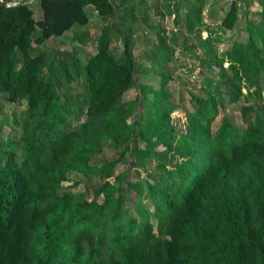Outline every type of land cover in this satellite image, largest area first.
Returning <instances> with one entry per match:
<instances>
[{
	"label": "trees",
	"instance_id": "trees-1",
	"mask_svg": "<svg viewBox=\"0 0 264 264\" xmlns=\"http://www.w3.org/2000/svg\"><path fill=\"white\" fill-rule=\"evenodd\" d=\"M0 1V96L25 107L18 136L5 138L0 150V264H264V106L256 87L264 74V0H256L257 22H246L245 40H229L218 56L213 29L206 27L200 48L209 60L207 98L189 97L194 107L179 136L163 91L168 79L159 91L143 86L140 99L122 101L135 85V68L130 37L121 36L118 57L111 52V0H32L41 12L36 20L25 0ZM196 4L186 15L188 30L201 24L202 4ZM92 12L102 26L84 62L40 49L86 26ZM236 21L231 1L219 27L232 31ZM217 82L229 103L245 102L241 115L252 113L242 134L228 118L211 130L221 106ZM140 100L152 112L140 115L144 131L136 132V120H127ZM78 104L84 120L70 127ZM138 137L145 140L142 149L134 145ZM112 146L120 148L118 156L100 159ZM127 149L134 167L154 158L164 183L154 175L129 181L126 171L106 181ZM92 174L98 183L90 201L61 188L68 175L89 182ZM129 191L135 215L126 210Z\"/></svg>",
	"mask_w": 264,
	"mask_h": 264
},
{
	"label": "rangeland",
	"instance_id": "rangeland-1",
	"mask_svg": "<svg viewBox=\"0 0 264 264\" xmlns=\"http://www.w3.org/2000/svg\"><path fill=\"white\" fill-rule=\"evenodd\" d=\"M19 1V0H18ZM33 13V18L40 19L41 12L36 2L25 0ZM202 4L201 24H197L192 30L186 26V15L189 11V2ZM233 1L237 7V21L232 31H224L219 27L221 18L228 9L229 3ZM115 6V13L110 20L113 23L114 33L111 42V52L116 57L121 53L122 44L118 43L121 36L130 37L131 55L134 61V87L127 91L122 101H129L137 97L140 99L139 88L148 86L155 91L160 90L162 79H168L163 87L164 93L168 96L167 102L173 107L169 118L176 135H183L185 132V117L192 112L194 104L190 101L191 95L201 98H207L205 94L206 79L210 77L207 71L208 57L200 48V41L208 38L206 27L213 29V34L209 35L213 39L212 46L217 56L226 48L229 40H245V24L247 21L257 22L255 13L259 10L256 0H111ZM196 4V5H197ZM87 14L90 8H86ZM88 23L84 27H77L74 31L65 33L60 38H51L47 40L41 50L46 53H63L74 55L84 62L94 52V37L98 29L102 26L101 22L94 15H88ZM146 18L144 21L143 19ZM208 23V24H207ZM196 30L199 31L198 37ZM74 32L85 33L81 36H73ZM78 35V34H76ZM159 39H161L159 41ZM159 43L163 45L159 47ZM225 67V63H223ZM213 74L211 73V76ZM79 81L71 83V88L79 96L81 91ZM215 86L219 89L221 106L218 109V115L211 123V130L214 131L223 118H228L229 122L236 128L238 134H242L246 126L252 120V113L246 112L241 115L240 107L245 102L240 98L236 103H229L228 96L224 93L223 86L217 82ZM257 91H259L261 106H264V74H260L257 80ZM244 93V90H241ZM77 96V99H78ZM146 99H152L150 93L146 94ZM141 101V100H140ZM142 105L137 106L134 117L127 121L136 120L137 127L135 131H144V121H140V115L152 112V109L141 101ZM248 105V104H247ZM24 103L19 102L10 104L5 102L0 96V150H5L4 139H14L18 136L24 120ZM84 106L78 104L77 112L72 116L70 127L76 126L84 120ZM156 122L150 121V126ZM134 128V127H133ZM145 140L138 137L134 142L137 149H142ZM129 148L132 149L131 144ZM162 147L154 148V151H161ZM119 147L112 146L103 149L100 159H111L118 156ZM18 156V150L16 152ZM16 156L15 161L18 164L20 158ZM134 154L129 150L125 151L121 162L115 165L111 176L106 181L112 182L113 176L119 172L126 171L129 181H135L137 178H145L147 175H154L155 181L161 185L164 183L163 176L159 175L154 167L155 159L149 157L144 160L140 167L131 165L134 162ZM89 182L84 177L68 175L66 180L61 183L63 190L72 193H83V199L90 201L92 199L91 189L98 183L94 174L90 175ZM77 185L70 186L71 181H76ZM151 181V180H149ZM86 188H88L87 191ZM127 198L126 210L131 215L132 194H124ZM97 203L101 202V197L95 198ZM145 203L148 204L147 201ZM149 209H152L149 206ZM154 226V220L151 219Z\"/></svg>",
	"mask_w": 264,
	"mask_h": 264
},
{
	"label": "built area",
	"instance_id": "built-area-1",
	"mask_svg": "<svg viewBox=\"0 0 264 264\" xmlns=\"http://www.w3.org/2000/svg\"><path fill=\"white\" fill-rule=\"evenodd\" d=\"M12 5H14V3H8V4L6 5V7H8V6H12Z\"/></svg>",
	"mask_w": 264,
	"mask_h": 264
},
{
	"label": "crops",
	"instance_id": "crops-1",
	"mask_svg": "<svg viewBox=\"0 0 264 264\" xmlns=\"http://www.w3.org/2000/svg\"><path fill=\"white\" fill-rule=\"evenodd\" d=\"M191 4H192V1L191 2H189V6H191ZM87 8H89V7H87ZM92 14H93V12H92ZM93 15H95V14H93ZM208 24V23H207Z\"/></svg>",
	"mask_w": 264,
	"mask_h": 264
},
{
	"label": "water",
	"instance_id": "water-1",
	"mask_svg": "<svg viewBox=\"0 0 264 264\" xmlns=\"http://www.w3.org/2000/svg\"><path fill=\"white\" fill-rule=\"evenodd\" d=\"M3 3L0 1V5H2ZM4 5V4H3ZM7 4H5V6H6Z\"/></svg>",
	"mask_w": 264,
	"mask_h": 264
}]
</instances>
